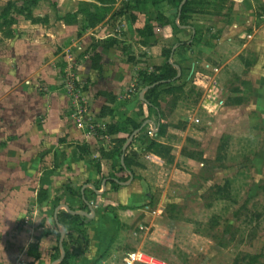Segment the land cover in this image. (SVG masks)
Instances as JSON below:
<instances>
[{
  "label": "crops",
  "instance_id": "1",
  "mask_svg": "<svg viewBox=\"0 0 264 264\" xmlns=\"http://www.w3.org/2000/svg\"><path fill=\"white\" fill-rule=\"evenodd\" d=\"M185 1L177 8L176 0H153L143 4L132 11V14L122 15L118 29L105 27L115 9H110L104 19L94 26L86 25L82 12L76 13L75 22L71 25L59 20V33H64L62 38L67 37L66 35L71 37L75 33L77 38L81 36L76 44L83 40L82 35L88 31L98 34L93 41L88 38L91 40L87 52L90 58L80 56L72 66L67 63L66 57L61 59L64 61L62 67L56 66V48L49 44L47 38L40 37V34H52V29L48 30L46 25L43 27L31 23V30L26 31V37L22 40L0 37L5 40L4 47H0V212L5 210L3 204H11L8 205L7 214L0 215V227L6 225L9 229L6 232L0 231V247L10 259L6 264H42L43 259H48L50 264H60L62 259L59 241H65L66 238L64 228L54 224L57 214L79 215L89 221L87 213L84 214L88 206L84 209L83 204L89 205L85 190L93 189L100 180L104 182L101 185V201L105 204L121 205L127 209L141 205L143 189L147 186L145 179L151 177L152 169L159 170L162 167V159L147 151V146L141 147L137 158L128 156L135 165L122 173L130 176L128 185L123 186L119 182L116 190H109L106 185H110L108 181L113 179L109 176L113 160L118 162V170L120 167L124 169L123 158L127 154L126 151L120 157L110 154L111 150L114 151L115 144L111 142L108 145L110 139H121L124 134L99 137L86 128L87 120L92 118L107 130L116 123L123 109L136 110L135 99L124 104L119 97L124 89L136 81L137 71L146 66L161 67L167 61L176 70L178 79L179 75L182 76L183 68L181 62L177 61L176 50L183 44L194 50L192 61L197 65L208 64L214 58L217 62L225 60L222 61L223 66L232 64L237 56L243 55L247 47L250 53L262 55L264 12H260L258 17L259 10L256 7L259 2L264 10V0H195L187 14V24L175 27V15ZM89 2L98 8L108 7L97 1ZM89 11L94 13L95 9ZM159 16H162L161 22L157 20ZM47 19L49 25H52L51 17L48 16ZM116 30L119 33L116 34ZM38 34L42 44L36 39ZM216 39H219L218 42ZM112 41L117 44L110 48L104 47L107 42ZM78 45L72 52L74 57L83 52V47L88 42L84 40ZM167 49H170L169 59L165 55ZM127 50L131 51L128 56ZM225 54H229V57ZM95 55L100 57V72L92 69ZM173 60L176 61L175 64ZM262 61H258L257 67ZM67 70L73 71L72 79L65 76L64 72ZM254 72L255 69L250 71V77L257 79L258 75ZM78 97H82L86 106L83 107V115L75 118L76 114L72 116L67 112L70 108L71 111L74 109L73 112L79 111ZM126 114L128 119H132V112L130 115L128 112ZM148 122L155 125L152 119ZM158 126L157 122L153 138L149 139L162 144L166 138L157 135ZM140 135L142 131L139 129L136 136ZM43 191L47 198L39 203V195ZM83 195L86 200L80 197ZM28 207L31 211L30 220H36L42 211L45 212L42 217L45 215L47 223L45 226L38 227L36 224L34 229L25 227L16 232L14 218L22 216ZM12 209L15 212H11ZM102 209L103 212H108L107 208ZM133 217L134 214H131L130 218ZM38 220L40 221L39 218ZM50 220L52 227H47ZM88 227L87 222L89 244L84 253H77L74 245L67 243L68 249L78 254L72 264H97V259L105 258V251L109 253L113 249L111 246L116 231L109 235L99 232L90 234ZM54 228L58 232L55 233ZM38 231H42L41 234ZM38 238H41L40 242H36ZM80 245L82 246L81 242ZM57 247L59 257L52 261L51 255ZM123 254L125 262L129 264L133 260L137 261L135 250ZM34 256L39 259L34 261Z\"/></svg>",
  "mask_w": 264,
  "mask_h": 264
},
{
  "label": "rangeland",
  "instance_id": "2",
  "mask_svg": "<svg viewBox=\"0 0 264 264\" xmlns=\"http://www.w3.org/2000/svg\"><path fill=\"white\" fill-rule=\"evenodd\" d=\"M89 1L96 2L40 0L31 7L26 0H0V14L8 9L6 12L13 18V24H9L7 17L5 22L0 23V37L10 32L12 39L22 40L26 37V31L31 30L30 24L39 22L36 24L52 29L49 36L39 34L56 48V66L64 65L61 60L64 57L72 66L80 56L90 58L87 54L89 42L98 34L88 31L82 35L83 40L78 43L87 40L88 45L86 49L83 47L80 55L74 57L72 52L75 46H79L76 41L81 36L77 38L75 33L62 38L64 33H59L61 26L59 24L58 27L57 22L73 23L77 12L95 7ZM104 1H107L109 10L115 9L105 27L118 29L119 18L132 14V0ZM257 5L259 17L264 10L259 2ZM177 12L173 23L175 27L187 24L188 17L180 21V10ZM48 16L53 21L52 25L47 21ZM116 31V34L119 33ZM39 34L36 39L40 38ZM3 39L0 38L1 48L4 47ZM127 51L126 56L131 54L130 50ZM169 51L167 49L165 54L168 59ZM176 51L183 72L182 76L179 75L178 83L169 88L170 96L164 92L159 96L162 123L166 124V140L162 143L165 149L158 151L164 159L160 163L162 167L152 169L151 177L145 179L147 186L143 189V203L128 209L121 205L105 204L101 201L102 180L93 189L85 190L89 205L84 214L87 213L89 217V221L86 220L90 234L99 232L109 235L116 231L112 240L113 249L109 253L105 251V258L97 259V264H129L125 262L123 254L129 250L137 252V261L142 256L141 262L133 260L130 264H264V51L262 55H256L255 52L250 53L247 47L243 55L236 57L235 63L226 66H223L225 60L217 62L215 58L209 60L208 64L197 65L192 61L194 50L188 46H179ZM225 55L229 57V54ZM260 59L263 61L257 67ZM197 67L199 69L196 70ZM153 69V66H146L137 71L136 81L124 89L119 97L124 104L135 99L137 106L134 111L123 109L114 123L113 126L121 127L125 132H120L124 134L121 139H110L108 146L111 142L115 144L110 154H125L126 151L127 156L137 158L138 150L152 141L149 138H153L158 115L155 110L149 111L147 108L146 91L152 86H148L139 74H151ZM253 69L254 74L258 75L257 79L250 77ZM64 74L72 79L73 71L67 70ZM78 102L81 105L79 111L73 112L74 109L71 111L70 108L67 114H76L75 118L83 115L82 110L86 105L82 97H78ZM127 112L129 115L133 113L130 120L141 125L142 135L137 137L139 130H131L126 122L129 118ZM150 119L155 125L148 122ZM86 128L99 137L112 133L92 118L87 120ZM147 139L150 141L147 142ZM149 151L152 152L151 149ZM113 162L109 176L120 180L123 186L128 185L130 176L117 171L119 164L115 159ZM106 187L113 190L110 185ZM3 205L5 210L0 215L7 214L6 210L11 204ZM102 208H107L108 212H103ZM47 210L52 216L51 211ZM11 212H15V209ZM43 214L45 212L41 211L36 220H30L28 207L22 216L14 218L15 231L25 227L34 229L36 224L38 227L45 226L47 220L45 215L42 217ZM131 214H134L133 218H130ZM47 227H52V220ZM55 229L52 230L58 232ZM0 231H9L8 226H1ZM38 232L41 234L42 231ZM40 239L36 242H40ZM4 253L0 247V264L10 260ZM43 260L42 264L51 263L48 259Z\"/></svg>",
  "mask_w": 264,
  "mask_h": 264
},
{
  "label": "trees",
  "instance_id": "3",
  "mask_svg": "<svg viewBox=\"0 0 264 264\" xmlns=\"http://www.w3.org/2000/svg\"><path fill=\"white\" fill-rule=\"evenodd\" d=\"M29 5L31 7H34L37 5V3L40 0H26ZM97 1L99 4L101 5H107L106 2L104 0H95ZM182 0H176V8L178 7V5L180 4ZM108 2H113L111 0H108ZM148 2H153V0H132V10L131 11H135L138 9V7H140L143 4H147ZM195 0H186L185 3L183 4L181 10H180V16H179V20H186L188 17V13L190 12V7L194 4ZM10 4H8L9 6ZM93 9H95L94 13H91L89 10L88 11H81L85 17V22L87 23V26H94L95 24L101 22L106 13L109 11L108 7H94ZM8 12V9H6ZM5 11H3L0 14V23L1 22H5L6 19L8 18L10 23L9 24H13V18L9 16V13H7ZM24 10V9H23ZM27 11V10H26ZM28 14H31L29 12V10L27 11ZM178 13V12H177ZM176 16V15H175ZM7 17V18H6ZM162 16H159L157 18V20H159L160 22L162 21ZM75 22V19H74ZM73 22V23H74ZM33 23H39V22H33ZM73 23H66L67 25H71ZM0 27L1 24H0ZM13 35L12 33L9 32V34L7 36H5L6 38H11ZM117 44V42L112 41V42H107V45L105 44L104 47L106 48H110L113 47ZM181 46H188L187 44H183ZM99 61H100V57L98 55H95L92 59V69L100 72V66H99ZM140 77L143 76V79L145 80L144 82L147 83L148 86H152L150 89H148L146 91V97H145V103L147 104V108L148 110H155L156 114L158 115V129H157V135L159 137H163L164 133H165V128H166V124L164 125V123H162V114H161V110L159 108V96L161 92H164L165 95H170L171 94V90H169V88L173 87L176 83H178V79L176 78L177 76V72L176 70L167 62L161 66V67H156L153 69V71L151 72V74H139ZM127 123L130 124L131 126V130L132 131H137L141 128L140 124H137L136 122H134L133 120H126ZM166 123V122H165ZM111 130V134H115V133H120V132H125L124 129L122 128H116L115 126H110L109 128ZM152 150L151 153H153L154 155H156L157 157L164 159L163 156L159 153L158 150H163L165 149L164 146L160 143L157 142H150L147 147L146 150L149 151L150 149ZM149 149V150H148ZM82 153H85L84 151H81ZM150 152V151H149ZM169 154V151L167 150V152ZM121 152H119L117 155L118 157L121 156ZM167 154V155H168ZM169 156V155H168ZM189 158V157H188ZM124 161V169L122 167L119 168V172L123 173L127 170H129V168L132 165H135L134 162H132L128 156L123 158ZM120 182V180H117L115 178L111 179L108 181V183L110 184V186L113 188V190H116V188L119 187L118 183ZM69 193L71 195H74L72 190L68 189ZM47 194L43 191L40 193L39 195V203L43 202L46 200ZM81 195V194H80ZM83 197L84 200H86V197ZM84 209L87 208V205L83 204ZM55 226H62L65 230V241L61 242V247L64 253V256L60 262V264H72L73 261L76 260L77 256H78V252L79 253H84V251L86 250L89 242L87 240V232H86V226H87V221L86 218L81 217L79 215H70L67 213H59L57 214V218L54 221ZM59 239V235H57V242ZM70 242L74 245L75 250H77V253L70 251L68 249L67 243ZM80 242L82 243V246L80 245ZM59 257V248L57 247L56 249H54L53 254L51 255V260L55 261L57 260ZM39 259L38 256H34V261H37ZM30 264H34V263H30Z\"/></svg>",
  "mask_w": 264,
  "mask_h": 264
},
{
  "label": "water",
  "instance_id": "4",
  "mask_svg": "<svg viewBox=\"0 0 264 264\" xmlns=\"http://www.w3.org/2000/svg\"><path fill=\"white\" fill-rule=\"evenodd\" d=\"M61 236H63V230H61ZM61 239H60V241H59V243H60V249H61V259L63 258V256H64V253H63V250H62V247H61Z\"/></svg>",
  "mask_w": 264,
  "mask_h": 264
},
{
  "label": "built area",
  "instance_id": "5",
  "mask_svg": "<svg viewBox=\"0 0 264 264\" xmlns=\"http://www.w3.org/2000/svg\"><path fill=\"white\" fill-rule=\"evenodd\" d=\"M196 121H197V120H196ZM140 257H142V256H140ZM140 257H139V259H138L139 261H141V260H140ZM136 259H137V257H136ZM143 262H144V261H143Z\"/></svg>",
  "mask_w": 264,
  "mask_h": 264
}]
</instances>
